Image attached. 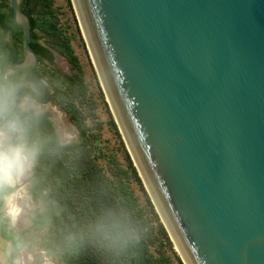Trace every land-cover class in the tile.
Masks as SVG:
<instances>
[{"label": "water", "instance_id": "water-1", "mask_svg": "<svg viewBox=\"0 0 264 264\" xmlns=\"http://www.w3.org/2000/svg\"><path fill=\"white\" fill-rule=\"evenodd\" d=\"M72 1L183 263L264 264V0ZM20 2L8 0L22 31L15 72L39 61Z\"/></svg>", "mask_w": 264, "mask_h": 264}, {"label": "trees", "instance_id": "trees-1", "mask_svg": "<svg viewBox=\"0 0 264 264\" xmlns=\"http://www.w3.org/2000/svg\"><path fill=\"white\" fill-rule=\"evenodd\" d=\"M20 7L28 17L29 43L39 61L44 63V59L52 60L53 57L52 51L37 39L36 30L43 29L56 39L57 49L71 63L70 73L51 69L47 81L53 86V93L45 99H51L59 108L71 113L79 129V141L51 154L46 152L37 169L41 186L51 189V199L60 209V216L54 217L51 230L53 247L68 232L86 231L101 210L121 207L139 226L138 242L116 255L105 252L86 235L83 246L74 253L61 255L62 261L65 264H140L138 249L142 246L148 264H184L173 248L102 94L109 115L108 123L118 139L122 160L114 154L101 152L88 133L85 118L96 119L95 102L85 97L84 72L71 44V33L62 30L58 24L53 0H21ZM7 35L11 41L6 40ZM22 51V31L12 20L8 0H0V54L10 64H18L23 60ZM30 71L36 73L35 79H42L37 66ZM84 103L87 110L82 112L79 106ZM100 158L105 164L99 162ZM136 189L141 192L143 201Z\"/></svg>", "mask_w": 264, "mask_h": 264}, {"label": "clouds", "instance_id": "clouds-1", "mask_svg": "<svg viewBox=\"0 0 264 264\" xmlns=\"http://www.w3.org/2000/svg\"><path fill=\"white\" fill-rule=\"evenodd\" d=\"M46 88V80L12 71L0 54V264H59L61 255L83 246L86 235L119 255L140 239L138 224L121 207L101 210L86 231L66 233L54 248L37 246L60 216L51 189L41 186V157L79 139L72 127L41 131Z\"/></svg>", "mask_w": 264, "mask_h": 264}, {"label": "rangeland", "instance_id": "rangeland-1", "mask_svg": "<svg viewBox=\"0 0 264 264\" xmlns=\"http://www.w3.org/2000/svg\"><path fill=\"white\" fill-rule=\"evenodd\" d=\"M53 6L57 8V14L59 18L58 24L60 28L68 33H71V44L84 72V80L87 86L85 97H90L92 102H95V107L93 110L96 114V119H90L89 117L85 118V124L88 127V133L90 134L95 146H97V148L101 152L108 155L114 154L118 159L122 160V152L119 150L118 139L108 123L109 115L106 111L105 103H107L112 116L113 113L106 99L105 92L103 90L92 57L90 55L73 5V1L53 0ZM36 31L38 34V41L46 45L53 53L52 60L45 61L44 63L40 62L36 65L38 71L42 75V79L47 81L51 69L70 73L71 63L66 58V56L59 49H57L56 39L46 30L37 29ZM5 38L6 40L11 41V38L8 35L5 36ZM47 85L49 86L50 94H52L53 86L50 85L48 81ZM101 94L103 95L105 103L103 102ZM46 106V113L51 116L54 129L62 127H72L75 128L79 133V129L73 122L70 116V112H67L65 109L59 108L51 99L50 102L46 103ZM79 108L80 110H82V112H85L87 110V107H85V103L83 104V106H79ZM99 162L105 164V160L103 158H100ZM136 192L139 194L140 199L143 201L141 192L138 189H136ZM51 236L52 234L50 231L47 236L39 242L37 246L54 248L51 242ZM171 242L174 250L178 253L172 240ZM59 264H65L62 261L61 257L59 258Z\"/></svg>", "mask_w": 264, "mask_h": 264}, {"label": "flooded vegetation", "instance_id": "flooded-vegetation-1", "mask_svg": "<svg viewBox=\"0 0 264 264\" xmlns=\"http://www.w3.org/2000/svg\"><path fill=\"white\" fill-rule=\"evenodd\" d=\"M23 59H24V53H23ZM44 61H49V59H44ZM38 63H40V61H38ZM16 73H18V74H26L29 78H34V79H35V75H36V73L34 71H30V69H27V70H24V71H18ZM49 94H50L49 86L47 85V88L44 90V102H45V104L50 102V99H45ZM53 130H54V126H53L52 118H51V116L49 114L46 113V115H45V117H44V119H43V121L41 123V131L44 134H51L53 132Z\"/></svg>", "mask_w": 264, "mask_h": 264}]
</instances>
